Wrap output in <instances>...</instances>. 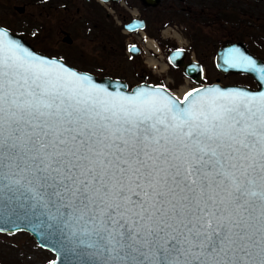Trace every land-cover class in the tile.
<instances>
[{"label":"snow or ice","instance_id":"1","mask_svg":"<svg viewBox=\"0 0 264 264\" xmlns=\"http://www.w3.org/2000/svg\"><path fill=\"white\" fill-rule=\"evenodd\" d=\"M22 182L110 264H264V90L110 92L0 29V188Z\"/></svg>","mask_w":264,"mask_h":264},{"label":"rangeland","instance_id":"2","mask_svg":"<svg viewBox=\"0 0 264 264\" xmlns=\"http://www.w3.org/2000/svg\"><path fill=\"white\" fill-rule=\"evenodd\" d=\"M131 1L141 7L138 0ZM222 1H226L223 10L237 11L240 19L233 21L231 16L220 19L215 6L209 3L199 5L197 0H159L156 22L149 18L150 23L143 30L157 43L165 61L166 52L171 47L185 50L184 61L188 58L198 61L203 68L199 82L217 79L222 84L237 81L252 85L253 81L245 74L218 71L213 56L218 44L239 39L251 53L264 59V0H242L244 3L239 2V7L234 5L237 2ZM59 2L0 0V25L18 32L36 50L60 57L67 64L98 76L121 78L128 86L146 81L176 91L181 86L192 85L184 79L180 66H171L166 61L167 67L159 71L158 66L154 69L146 65L142 53L133 60L123 53L126 41L136 40L123 29L119 31V18H114L117 10H124L126 0L113 5L105 3V12L108 13L103 12L105 15L98 22L87 14V0H73L72 22L63 19L65 15L57 6ZM135 5L130 9L137 13L139 9ZM115 31L122 42L121 49ZM172 31L177 32L180 39L169 35ZM68 38L70 42H66ZM52 258L53 253L38 246L26 231L0 232V264H49Z\"/></svg>","mask_w":264,"mask_h":264},{"label":"water","instance_id":"3","mask_svg":"<svg viewBox=\"0 0 264 264\" xmlns=\"http://www.w3.org/2000/svg\"><path fill=\"white\" fill-rule=\"evenodd\" d=\"M141 2L147 5H156L159 0H141ZM123 27L125 30L142 28L143 20L131 18L123 24ZM0 29L6 30L12 39L21 43L34 54L57 61L78 74L89 76L94 84L106 87L110 92L119 91L130 95L140 89L152 91L160 87L166 97H170L174 101H183L184 96L193 89H200L203 92L205 89L218 88L222 91L241 90L251 93L264 90L261 87L264 85V76L258 70L250 69L246 63V59H251L255 62L256 69H260L264 68V59L251 53L245 43L239 39L222 42L216 47L213 56L214 66L220 72L241 73L249 76L254 83L253 86L241 83L221 84L213 81L199 84L178 98L160 84L139 81L128 86L121 78L109 75L98 76L89 71L77 69L64 62L60 57L36 50L19 33L11 31L3 25H0ZM129 50L136 53L137 47L130 45ZM183 56L181 48H172L167 52L166 59L172 66H180L184 75L199 81L202 75L201 64L196 60L184 61ZM187 103L185 102L181 107L186 106ZM19 230L26 231L38 246L53 253L49 264H110L108 254L104 251L108 247V242L99 239L92 231L91 224L65 215L63 207L54 201L50 202L42 194L30 190L23 182L19 185L8 184L7 187L0 188V232L10 233ZM144 264H149V261L146 260Z\"/></svg>","mask_w":264,"mask_h":264},{"label":"flooded vegetation","instance_id":"4","mask_svg":"<svg viewBox=\"0 0 264 264\" xmlns=\"http://www.w3.org/2000/svg\"><path fill=\"white\" fill-rule=\"evenodd\" d=\"M44 1H47V0H44ZM57 1H61L58 3L57 6H60V9L63 11V13L65 15L63 17V19H67L68 21L72 22V20H73V0H57ZM87 1H88V4H87L88 7L86 6V12L89 15V17L95 18V21H97V22L101 18L104 17L105 14H103V12L106 14L108 13V12H105V8H106L105 3H108V4L111 3V5H113L114 3L119 2V1H108V2L102 1L101 2L99 0H87ZM138 2L140 3L141 7H138L135 4H133V2L131 0H126V3H124V10H117L116 11L117 16L115 15L114 18H119L120 24H118L119 26L117 25L119 31L122 29L123 24L125 22H127L128 20H130L131 18L142 19L143 20V27L147 26L150 23L148 20L149 18H154V21H155V18H157L156 8H157L158 3L156 5H147V4H144L143 2H141V0H138ZM50 5H51V3L49 5H47L48 6L47 8H50ZM134 5L136 6V9H139V11H137V13H135V15L133 16L130 8L133 7ZM112 8H114V7L112 6ZM75 9H77V8H75ZM62 30L66 31L65 28H62ZM129 34L133 35L132 32H130ZM66 35H67V33L65 32L64 36L66 37ZM66 42H70V38H68V40ZM183 53L185 54L184 49H183ZM138 54H139V48L137 49L136 53H129L127 55V57L129 59L133 60ZM188 60H190V59L188 58ZM213 81L219 82V80H217V79H214V80H211L208 82H213ZM208 82L203 81L202 83H208ZM219 83H221V82H219ZM235 83H238V82L235 81ZM223 84H225V83H223ZM253 85H254V83L251 86H253Z\"/></svg>","mask_w":264,"mask_h":264},{"label":"trees","instance_id":"5","mask_svg":"<svg viewBox=\"0 0 264 264\" xmlns=\"http://www.w3.org/2000/svg\"><path fill=\"white\" fill-rule=\"evenodd\" d=\"M229 1H231V2H233V3H235V2H237L236 4H234V5H236V6H238V4H239V2L240 3H244L242 0H236V1H234V0H229ZM226 1H222V0H197V3L199 4V5H204L205 3H209V4H211L212 6H215L216 8H217V10L215 11L216 13H217V15H219L220 17V19H222V18H225V16H231V19L230 20H233V21H236L235 19H240V16H239V14H238V12L237 11H235V10H229V11H224L223 10V5L224 4H226L225 3ZM219 7V8H218ZM239 7V6H238ZM179 12V11H178ZM173 13L175 14L176 13V11H173ZM179 14H180V12H179ZM181 15V14H180ZM161 17V15L159 16V18ZM114 34H115V36H116V38H117V32L115 31L114 32ZM117 42H118V46L120 47V49H121V47H123L122 46V42L121 41H119V39L117 38ZM122 51H123V48H122Z\"/></svg>","mask_w":264,"mask_h":264},{"label":"built area","instance_id":"6","mask_svg":"<svg viewBox=\"0 0 264 264\" xmlns=\"http://www.w3.org/2000/svg\"><path fill=\"white\" fill-rule=\"evenodd\" d=\"M149 46H151V45L147 44L146 40L143 39L141 47H142V52H143L144 58H145L146 62L148 64H150V66L152 68L157 69V66L160 67L159 60H158V59H161L160 54L158 53V49H157L156 46H155V49L154 48H149ZM150 58H153L156 61L154 63H151V61H149ZM159 71H161V70H159ZM184 79L186 81L190 82L188 79H186V78H184ZM186 87L188 88V86H186Z\"/></svg>","mask_w":264,"mask_h":264},{"label":"bare ground","instance_id":"7","mask_svg":"<svg viewBox=\"0 0 264 264\" xmlns=\"http://www.w3.org/2000/svg\"><path fill=\"white\" fill-rule=\"evenodd\" d=\"M168 29H169V28H168ZM165 32H167V31L165 30ZM167 35H168V34H167ZM169 35H171V36H173V37H176V38L179 37V36H178V33L175 32V31H172L171 33L169 32ZM178 39H180V38H178ZM179 41H180V40H179ZM146 43L149 44V45H152V44H153L152 41H151L150 39H147V40H146ZM149 61H151V63H154L156 60L153 59V58H150ZM159 65H160L159 70H162V69H164V68L166 67V63H164V62H162V61H159ZM186 86H188V85H186ZM186 86H181V87L179 88V90L176 91V93H177V94H180V92H182L183 90H185V89L187 88Z\"/></svg>","mask_w":264,"mask_h":264}]
</instances>
